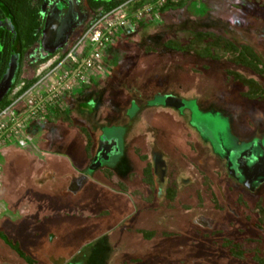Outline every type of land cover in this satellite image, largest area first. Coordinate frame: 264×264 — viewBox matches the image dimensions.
Wrapping results in <instances>:
<instances>
[{"label": "rangeland", "instance_id": "1", "mask_svg": "<svg viewBox=\"0 0 264 264\" xmlns=\"http://www.w3.org/2000/svg\"><path fill=\"white\" fill-rule=\"evenodd\" d=\"M123 13L119 10L115 17ZM148 14L151 12L141 16L143 24L140 27L127 35L121 33L114 37V42L102 53L100 64H104L106 70L94 74L97 78L109 79L108 86L113 91L114 87L125 85L126 88L122 93L127 99L118 98L117 93L109 105L116 116L111 115L98 124L101 142L115 143L116 150L109 156L108 166L113 167L124 152L134 131L132 125L140 105L144 104L146 108L156 106L165 101V93H170L181 97L184 107L178 114L165 112L161 117L170 123V130L180 138L185 139L191 129L197 132L194 133L195 152L186 151L197 165V173L202 171L213 180L215 174L212 171L215 170L212 168H217L218 162H225L227 169L234 171L235 177L242 181L237 166L241 155L250 152L249 164L264 156V101L244 98L242 92L246 88L229 77L227 70L253 77L263 86L264 77L226 60L213 61L190 52L168 50L164 43L177 30L209 31L236 45H250L264 63V0H187L186 6L180 10L156 16ZM138 21L134 19L133 22ZM34 54L29 52L28 59L35 57ZM179 84L187 91L180 89ZM190 86L196 91H189ZM138 96H142V101ZM142 116L151 123L154 111H144ZM49 156L71 165L64 152L49 149ZM127 165L126 160L125 171ZM55 176L59 177V173H49V181ZM233 186L231 180L222 182L221 194H215L219 209L213 208L210 195L198 199L192 190H183L171 202L174 209L153 212L151 222L141 225L145 230L155 231L152 241H134L135 236L139 237L130 235L109 257L104 254L101 264H257L249 257L234 259L228 249L217 243L231 238L239 241L258 239L264 244V216L259 215L264 207V176L261 175L251 186V189L258 190L257 193H262L259 205L254 204L257 195L243 193L253 207L249 218L240 220L229 212H238L237 194L231 191ZM200 205L203 209L198 208ZM188 207L193 208L185 210Z\"/></svg>", "mask_w": 264, "mask_h": 264}, {"label": "flooded vegetation", "instance_id": "2", "mask_svg": "<svg viewBox=\"0 0 264 264\" xmlns=\"http://www.w3.org/2000/svg\"><path fill=\"white\" fill-rule=\"evenodd\" d=\"M90 15H92V11L87 7L86 0H0V85L11 61L13 59L18 61L12 86L0 100V111L2 109L1 105L5 100H14L16 98V92L22 89L24 82L37 77L41 70H47L50 62H56L57 57L64 54L72 43L78 40L85 25L87 26L88 24L87 20ZM38 17L40 26L36 27ZM68 20L72 26L66 40L60 47L50 51L48 49L49 45H54L61 38V35L65 32ZM49 21L51 22L52 36L55 37L54 44L51 41L49 44V40H46V43L43 42L47 27L49 29ZM29 35L35 38V42L32 44H26ZM32 51L35 53V57L31 56V59H28V53ZM43 59H45V62L38 66L37 63ZM28 68L30 69L27 72L26 69ZM227 71L235 70L228 69ZM179 87L180 89L183 88L181 84H179ZM188 89L189 91H196L192 86L188 87ZM184 91L186 92L187 90L184 89ZM185 92H181V94ZM117 93L120 96H117L118 98H122L124 101L127 99L120 90ZM117 93H115L114 98ZM120 93H122V96ZM185 94L183 95L185 96ZM164 95L165 101L163 103L144 108L145 112L154 111L152 122L148 123L143 116L140 117L141 125H138V129L137 127L134 128L133 133L126 142L127 145L124 147V152L120 154L118 161L113 167H109L107 162L109 156L116 150L115 143L107 144L101 142V132L96 136L94 147L92 145L87 149L85 172L95 175L97 177L96 181L105 190L126 197V200H121V207L118 212L112 213L106 209H102L99 212V218L103 219L101 230L103 232L92 236L89 239L91 244L87 242L90 245L87 244L86 247L91 246L92 250L95 249L97 244H103V239L122 241L132 235L134 230L140 231L138 226L135 225L136 223H149L151 222L149 221L150 214L152 215L153 212L160 213L166 209H172L171 202L183 190H192L193 196L198 199L202 195H210L213 208L219 209L220 207L216 204L215 194L220 193L222 190V182L233 181L234 186L231 191L237 194L238 212H234L232 209L229 212H232L233 216L240 220L249 218V212L253 208L247 202L243 193L257 195L254 202L257 205L262 199V193H257L258 190L256 188L251 189V186L261 175L264 176V156L259 157L253 164H249L247 160H243L244 158L238 160L237 166L243 178L242 181L235 177L234 171L227 169L225 162H218L217 168H212V170H215L212 171L215 174L213 180L202 173V171L197 173V165L193 163L186 152H195L196 141L194 133L197 132L189 127L192 131L188 129L187 136L183 139L170 130V123H167V120L161 116H165L169 112L171 115L178 114L183 103L181 97H178V99L170 93H165ZM63 100V98H60L57 102L61 103ZM139 101L142 100L139 98ZM66 103L64 100V104ZM44 112H49V103ZM45 116L41 113L32 118H27L23 125L24 135L29 134V126L32 119L37 117L44 119ZM79 119L81 122L82 119L80 117L74 116V120L79 121ZM136 119L137 115L134 117V121ZM77 126L80 132H82V128L86 129L82 122ZM23 149L29 154L34 153L25 147ZM44 154H49V151L46 150ZM126 160L128 165L125 171L123 165ZM200 164H202V161H200ZM75 182L73 183L74 185ZM72 187L75 188L74 186ZM73 188L68 187V190L72 192L71 189ZM192 208L188 207L185 210H192ZM198 208L203 209V206ZM47 217L49 216L45 213L41 221L36 223H49V220H44ZM36 236L33 240L28 241V245L25 248L5 239V243L14 251L15 255H10L1 249L0 264H85V255H82L81 259H77L79 254L75 257L72 255L67 257L61 253L63 243L53 241V229L47 228L45 235L42 231H38ZM252 240L251 244H254L253 246L258 244V242H262L258 239ZM221 241L217 243L220 246ZM228 252L230 251L228 250ZM233 258L240 260L246 257L233 256Z\"/></svg>", "mask_w": 264, "mask_h": 264}, {"label": "crops", "instance_id": "3", "mask_svg": "<svg viewBox=\"0 0 264 264\" xmlns=\"http://www.w3.org/2000/svg\"><path fill=\"white\" fill-rule=\"evenodd\" d=\"M103 70L106 68L101 64L95 74ZM108 85L109 79L93 75L90 84L77 86L63 97L67 103L64 104L63 100L61 106L73 119L71 125L56 120L51 112H43L46 115L44 119H32L27 135L30 141L24 147L33 154L23 151L24 147L11 138H6L0 145V250L15 255L5 243L6 240L25 248L28 241L37 237L38 231L45 235L49 228L54 232L53 241L63 243V255L75 257L79 254L77 259L85 255V264H101L106 255L109 257L114 248L125 241V238L122 241L103 239L104 243L97 244L93 250L91 246L86 247L92 236L103 232V219L99 218V212L106 209L116 213L121 207V200H126V197L102 188L95 175L85 172L86 152L92 145L94 147L100 132L98 124L108 120L111 115L116 116L109 105L115 93L119 90L126 92L125 85L114 87L115 91ZM144 108V104L140 105L133 128L138 129V125H141ZM75 115L86 126L82 132L77 129L81 122L80 119L74 120ZM49 149L66 153L71 165L44 154ZM52 172H58L59 177L55 176L49 181V173ZM68 187L73 188L72 192ZM45 213L49 217L44 220H49V223H36ZM135 225L140 231L134 230L132 236L139 237L135 236L134 241H152L156 235L154 230L141 228V223ZM150 231L154 232L153 237L146 238L144 233ZM127 250L131 252L130 248Z\"/></svg>", "mask_w": 264, "mask_h": 264}, {"label": "built area", "instance_id": "4", "mask_svg": "<svg viewBox=\"0 0 264 264\" xmlns=\"http://www.w3.org/2000/svg\"><path fill=\"white\" fill-rule=\"evenodd\" d=\"M163 2L159 0L158 5ZM119 10L124 13L115 17ZM150 10L151 7H145L129 15L125 3L93 19L78 40L57 57L56 62H50L47 70H41L38 80L31 87L20 94V91L16 92V98L0 111V145L6 138L22 146L29 143L30 137L23 133L27 118L40 115L48 103H57L75 87L90 84L96 68L101 67L103 51L114 42V37L123 33V28L129 24L130 29L135 30L132 20L140 21L141 16Z\"/></svg>", "mask_w": 264, "mask_h": 264}, {"label": "trees", "instance_id": "5", "mask_svg": "<svg viewBox=\"0 0 264 264\" xmlns=\"http://www.w3.org/2000/svg\"><path fill=\"white\" fill-rule=\"evenodd\" d=\"M87 7L92 11V18L88 22L87 27L90 25L93 19H96L104 14H107L118 7L126 3L127 12L134 14L138 10H142L145 7H151V14L161 15L169 11L180 10L187 4V0H164L161 5H158L159 0H86ZM134 19L132 20V22ZM134 23V22H133ZM135 27L138 28L143 24V20L135 23ZM40 26V19L36 20V27ZM35 42V38L30 36L26 41V44H32ZM165 48L179 51V52H190L201 58L210 59L213 61L226 60L227 62L247 68L254 74L264 77V63L256 53V51L247 44L236 45L229 39L213 33V32H202L192 30H177L166 39L164 43ZM45 62V59L37 63L41 66ZM229 77L234 81L243 85L246 90L242 92V96L249 100L264 101V86L253 77H246L237 71H227ZM38 77L24 82V86L20 90L19 94L24 92L26 89L31 87ZM12 100H5L1 108L4 109L8 106ZM1 109V110H2ZM49 112L53 114L56 120L68 122L71 125L72 120L68 116L67 112L61 106V103L49 104ZM247 206V205H246ZM248 207V206H247ZM246 207V208H247ZM261 215L264 216V207L260 209ZM245 214V213H244ZM146 238H151L154 235L153 231L144 233ZM253 242L252 239L245 240H233V239H222L221 246L228 248L230 253L236 257H249L257 264H264V244L258 242L253 247H248Z\"/></svg>", "mask_w": 264, "mask_h": 264}, {"label": "water", "instance_id": "6", "mask_svg": "<svg viewBox=\"0 0 264 264\" xmlns=\"http://www.w3.org/2000/svg\"><path fill=\"white\" fill-rule=\"evenodd\" d=\"M130 25H127L126 27L123 28V32L128 34L132 32V29H130ZM71 24L70 21H67L66 27H65V32L63 35H61V38L55 42L54 44V39L55 37H53L52 35V27H51V22L49 21V29L47 27L46 31H45V35H44V39L43 42L46 43V40H49V44L50 41L52 44L54 45H49L50 47L48 48L50 51H54L56 48L60 47L63 42L66 40L68 34H69V30L71 28ZM18 65V61L16 59H13L8 67V70L6 71V74L4 76L3 82L0 85V100L4 97V95L7 93V91L9 90V88H11L12 83H13V77L14 74L16 72V68ZM250 157V152L247 151L246 153L242 154L240 158H244L243 160H247V158Z\"/></svg>", "mask_w": 264, "mask_h": 264}]
</instances>
